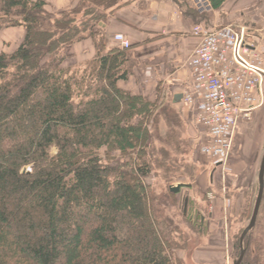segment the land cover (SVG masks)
Returning a JSON list of instances; mask_svg holds the SVG:
<instances>
[{"label":"trees","instance_id":"obj_1","mask_svg":"<svg viewBox=\"0 0 264 264\" xmlns=\"http://www.w3.org/2000/svg\"><path fill=\"white\" fill-rule=\"evenodd\" d=\"M134 1L51 12L44 0H0V30L25 29L14 52L0 53V264H187L178 253L189 237L169 213L176 178L194 184L178 174L189 168L187 126L160 89L154 100L120 89L138 64L132 47L106 46V21ZM87 40L95 57L65 67L67 49ZM261 212L264 193L242 264L264 252ZM243 231L233 237L238 257Z\"/></svg>","mask_w":264,"mask_h":264},{"label":"crops","instance_id":"obj_2","mask_svg":"<svg viewBox=\"0 0 264 264\" xmlns=\"http://www.w3.org/2000/svg\"><path fill=\"white\" fill-rule=\"evenodd\" d=\"M44 1L49 11L60 12L78 0ZM199 15L195 20L175 0H135L117 10L105 23L106 46H119L115 36L123 35L130 41V53L138 64L127 82L118 83L119 88L150 100L156 98L160 89L181 113L188 132L199 126L193 115L195 107L183 101L175 105L173 98L192 89L190 61L200 42L192 33L193 27L201 22L208 28L240 23L260 26L264 24V0H228L220 10ZM24 36L23 27L0 30V53L14 52ZM95 54L92 41L75 44L67 49L70 58L65 67L90 61ZM160 133L163 137L168 134L164 122L160 124ZM210 182L214 183L213 173Z\"/></svg>","mask_w":264,"mask_h":264},{"label":"rangeland","instance_id":"obj_3","mask_svg":"<svg viewBox=\"0 0 264 264\" xmlns=\"http://www.w3.org/2000/svg\"><path fill=\"white\" fill-rule=\"evenodd\" d=\"M194 109L193 115H197L200 109ZM205 134L200 126L191 128L187 133L191 152L180 159L189 168L187 171L181 168L178 172L185 177L188 172V176L194 179L189 189L187 214L199 211L206 217L205 235L199 233L192 222L180 216L183 214V194H177L173 202L171 200L173 206L169 208V213L177 218L181 230L189 237L187 249L178 254L187 264H234L240 256L233 237L249 225L259 192L258 176L264 154V86L262 105L254 112L251 121L243 122L237 128L233 148L225 164L218 166L217 160L201 154ZM212 173L213 184L210 182ZM147 183L156 185L158 192L167 191V185L161 179L150 177ZM178 183L190 184L189 179L184 177L176 178L172 185ZM186 191L183 189V193ZM261 213L263 222L258 229L263 230L264 241V212ZM256 246L252 243L250 247L253 258L257 256ZM253 260L264 264V252Z\"/></svg>","mask_w":264,"mask_h":264},{"label":"built area","instance_id":"obj_4","mask_svg":"<svg viewBox=\"0 0 264 264\" xmlns=\"http://www.w3.org/2000/svg\"><path fill=\"white\" fill-rule=\"evenodd\" d=\"M200 14L212 10L210 0H183ZM200 39L190 61L192 89L183 102L198 107L197 124L206 132L200 152L225 164L239 125L252 120L262 105L264 86V24H228L193 27ZM115 41L131 47L123 35Z\"/></svg>","mask_w":264,"mask_h":264},{"label":"water","instance_id":"obj_5","mask_svg":"<svg viewBox=\"0 0 264 264\" xmlns=\"http://www.w3.org/2000/svg\"><path fill=\"white\" fill-rule=\"evenodd\" d=\"M184 98L183 94H178L175 95L173 98V104L177 105L179 103L182 102ZM258 180H259V192H258V196L256 199V203H255V207L253 210V214L250 220L249 225L244 229L241 238H240V248H241V253H240V257L238 260L234 261V264H242L246 250L244 248V240L246 238V236L254 229L255 225H256V221H257V217L260 211V206H261V202H262V198H263V193H264V154H263V158H262V162L260 165V170H259V176H258ZM191 188V184H184V183H180L177 185H171L170 186V192L173 194H183V205H182V212L183 215L185 217H187V213H188V209H189V202H190V195H189V189ZM183 189H187V191L185 193H183ZM196 220L199 221V223L196 225V228L198 229V231L205 235V229L203 228V225L205 223L206 218L199 212H196ZM195 222V220L193 221V223Z\"/></svg>","mask_w":264,"mask_h":264},{"label":"flooded vegetation","instance_id":"obj_6","mask_svg":"<svg viewBox=\"0 0 264 264\" xmlns=\"http://www.w3.org/2000/svg\"><path fill=\"white\" fill-rule=\"evenodd\" d=\"M194 216H195L194 213H191L190 217H193V218H191L190 220L194 219ZM196 222H198V221H196Z\"/></svg>","mask_w":264,"mask_h":264}]
</instances>
